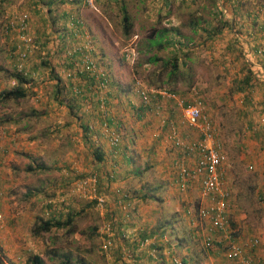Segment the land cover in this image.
Instances as JSON below:
<instances>
[{
  "label": "rangeland",
  "instance_id": "obj_1",
  "mask_svg": "<svg viewBox=\"0 0 264 264\" xmlns=\"http://www.w3.org/2000/svg\"><path fill=\"white\" fill-rule=\"evenodd\" d=\"M23 1L25 0L0 1V93L16 85L15 79H13L10 74L13 71H27L23 63H27L35 53L33 51H28L24 59L18 60L17 43L20 39L16 30H11L12 34H9L6 26V24H8V19L11 20L12 16L14 19L19 15L17 9L23 4ZM97 1L99 0H96L94 9L88 8L83 4L89 9L87 10L89 12L88 15H90L88 19L92 22L94 19L97 21V25L104 27L110 26L113 29L115 27L121 32L122 13L119 7L123 6L126 13H128L127 15L132 19L141 17L134 15V7L139 8L141 12L144 10L154 12V9H161L158 1L154 0H100L101 3H97ZM178 2L179 1L176 0V3ZM202 3L206 5L208 1H202ZM241 3H238L236 6L244 10L245 2ZM173 4L175 5V2ZM176 6H179V3L176 4ZM12 10L14 11L11 15L10 13H12ZM217 10L221 16H225L227 7L222 0H218ZM254 11L261 14L259 10H256V7ZM21 12L24 11H20V13ZM25 13L29 15L27 11H25ZM35 16L37 18L41 17V15L38 14ZM32 29L33 27H31L29 34L35 35L32 33ZM44 36H49L50 39H46H49V43H51L53 47H57L55 45H60V43L63 42V39L61 40V37H57V33L55 34L52 29L50 31L48 29V31L44 33ZM125 37L127 36H124L122 38L123 40L118 44L119 52L121 47L128 43V38ZM137 39L138 38L135 40V48L137 51L136 59L139 66L133 68L131 67L132 65H127L128 67L126 66V68L124 64H120L118 57H116L117 66L121 72L125 73L129 68L131 72L133 69H136L134 75L141 79L143 78L148 83L156 84L157 79L155 75L159 71V66L157 63L153 64L147 62L146 59L151 53H144L146 47H143V49L142 47L141 49L138 48ZM13 42H17L15 46H13ZM234 45H236L237 48H235V46L233 47L237 49V51H241L238 52V57L240 59V61H238V68L240 70L239 75H245V49L242 51L240 49L243 47L242 45H239L240 48H238L236 43ZM222 47H224V45L220 46L219 49ZM47 49L48 48L45 47L39 49L38 52L41 53L36 56L39 62L47 61ZM118 49H116V54L118 53ZM223 49L227 50V47L225 46ZM190 51L197 57L195 58L196 62L192 63L191 60L190 62H186V64H182L177 58L176 65L177 69L188 72L191 77H186V79L180 78L179 81L175 80L176 92L174 94L178 99H182L184 102H191L195 99L201 100L202 114L209 122V114H212L216 121L218 120L219 113L223 110V104L217 102L219 97L217 95L220 91L227 94V97H225V107L229 108L230 112L225 113V119L230 127L215 128L213 133L221 146V153L223 156L222 167L227 168L229 171L225 176L228 182V188H231L230 211L234 214L242 213V211L246 213L245 218L242 219L244 220L242 226L237 227V224L232 225L240 238L247 239L253 236L258 239V244L254 249V255L264 262V206L256 203L255 197L253 198L251 194L252 187L260 183V177L256 173L251 172V169L245 164L244 119L240 117V115L238 117L237 112H234L236 109L235 103L238 100V97L235 96V88H241L238 86L242 85V80L237 82L233 80L234 78L230 79L228 84L229 88H226L223 79L226 77L231 78L232 70L229 69L225 74L222 72L220 73V70L223 71L221 68L217 67L220 63L216 67L207 64V52L204 53L202 50V55L198 56L200 49H192ZM256 51L258 52L254 54L256 56L262 53L260 48H257ZM173 53L174 51L171 52V56ZM189 54L190 53H188V55ZM176 55L175 53V56ZM254 58L256 57L254 56ZM16 63H18L19 66L16 65ZM221 64L219 66H222ZM47 66L48 65L42 67L46 68ZM108 66L109 65L106 64L105 68ZM113 66H116V64H113ZM195 73L199 74L197 81L199 83L193 86L196 78ZM34 76L35 75L29 79L27 78L28 82L23 85V87H26L25 96L17 99L11 98L5 101L0 100V147L4 149L0 171L1 176H5V182L7 184V192H3L7 199L5 201L6 213L5 215L3 213L2 224L4 223L5 226H8L16 223V228L21 232L22 239L20 240V244L22 248H19L20 261H18V264H26V257L33 254L40 255L43 264H79L78 262L81 260L83 264L116 263L117 260L115 261L113 257L105 255L101 249L102 234L100 233V229L104 222H108L106 220L104 221L103 209L99 210V208H96L95 201L92 200L87 193L84 194L81 191L77 192L73 190V184L76 180L81 178V176L73 170H68L70 172L66 170L68 167V159H66L65 151L69 150V155L72 153L79 155L78 145H81L82 142H75L73 145L70 143L68 144V135L60 133V136H58V134H54L53 130H51L53 121L55 120V110L52 111L54 106L51 107V105L54 103L53 93H56V88L52 86L53 84L48 82V79L40 77L34 79ZM113 79L114 80L109 79L108 84L115 86L117 83L114 77ZM120 80V88L123 85H126L128 88L131 84V76L129 74L127 75V73L126 75L124 74V77ZM59 82L60 84L63 83L62 81ZM235 85L237 87H235ZM68 95V98H74L75 101L73 102L75 103L79 99V96H74L72 93H68ZM130 97V100L133 99L132 97L137 98L135 94L133 96L130 95ZM80 101L83 106L80 107L79 112L87 108L84 106V101ZM131 103L133 104V102ZM119 104H121L120 101ZM169 107L168 109L174 112L173 117L175 119L174 126L169 127L168 125L169 128L167 129L169 136H173L169 138L172 145L173 139L176 136L186 140L185 133L192 136L195 133L193 130H195L196 133L199 134L196 128L187 127L181 121L180 110L177 105L172 103ZM84 113L87 118V112L84 111ZM77 117L79 118V116ZM182 130L185 131V133L182 134ZM93 132L94 135H91L89 138L90 141H96V134H98V132L96 133L94 130ZM82 145L83 147L86 146V144ZM95 147V145L88 146V149H90L88 153L90 158H88L87 161L85 160L87 162L86 165L89 163L90 165L93 164L94 157L91 154V149ZM173 148L178 150L174 145ZM170 151H172V147ZM5 157H8L6 164ZM81 158H85L84 154H82ZM77 163L80 166L84 164L83 160L80 161L79 158ZM149 163V159L143 163L145 167L141 171L139 178H137L140 179L138 183L133 182L130 185H127L126 182L124 183L125 185L122 187V191L125 197L133 196V193H136V188H140V193H145L147 195V203L143 201L142 203L148 206L150 211L153 212V214H151V231H161L165 233L169 243L174 247H172L174 255L180 258L184 257L186 259V264H213V261L216 259L221 261L220 257L216 258L215 256H211L210 253L201 246L200 242L193 234L192 225L189 224L188 217L184 213L186 208H192L197 204L198 189L196 183H193L184 192H179L176 189L175 191L174 187L170 186L168 181L167 172H169L170 169L168 170L165 168V170H163L157 168L158 165L156 166V163ZM82 167L85 168L84 165ZM29 168L31 170H29ZM69 201L76 202V204L79 205L78 210L71 207L69 208L66 203ZM3 204L4 202L2 203V207ZM3 209L2 212H4ZM69 212L72 217V225H74L75 228L74 233H78V236L75 238H71V235L65 232L66 227L56 228L57 230L51 228L48 233L39 236L31 235L30 228L33 222L37 221V217L57 218L60 215L64 220L65 213ZM127 224L129 223L125 225ZM245 224L247 226H245ZM131 225L135 226L136 224L131 223ZM260 229L262 230L261 232H259ZM82 234H84L83 239ZM121 239L122 238H120L119 241H122ZM178 242L181 243V246L177 248L174 245ZM114 245L117 244L114 243ZM82 246L84 247L83 256H81ZM124 249L126 248L124 247ZM3 250L4 244L1 243L0 239V264H10V257L5 254L9 253V251L6 249L3 252ZM129 251H131V249ZM123 259L128 262L131 258ZM121 260L120 258L119 261ZM120 263H122V261Z\"/></svg>",
  "mask_w": 264,
  "mask_h": 264
},
{
  "label": "crops",
  "instance_id": "obj_2",
  "mask_svg": "<svg viewBox=\"0 0 264 264\" xmlns=\"http://www.w3.org/2000/svg\"><path fill=\"white\" fill-rule=\"evenodd\" d=\"M154 1H158L161 9H154V12H150L149 10L141 12L139 8L134 7V15L141 16L142 18L132 19L128 15L131 23V30L130 34L125 38L136 35L138 38V48L141 49L142 47L143 49V47H146L144 53H151L152 56L154 55L162 59L170 57L171 52L174 51L176 47L177 50L181 48L182 51H187L186 49H188V53L190 54L188 55L187 53V56L182 55V53L185 52L180 53V51H176L179 61L183 64L191 60L192 63L196 62L195 58L197 57H195V54H192L190 50L200 49L198 56L202 55L201 52L203 50L204 53L207 52L208 54V60L206 61L208 65L216 67L219 63H222V66H219V64L217 67L221 68L223 71L220 70V73L222 72L224 74L229 71V69L232 70V77L223 79L226 88H229L228 84L230 79L234 78L233 80L237 82L239 80H245V84L243 83V85L238 86L242 89L235 88V96L238 97V100L235 103L236 109L234 112H237L238 117L240 115V117L244 119L245 164L248 165L251 172L256 173L260 177V183L252 187L251 194L253 198L255 197L256 203L264 206V0H223L227 7L225 16H221L217 10L218 0H178L179 6H176V4H178L176 0ZM202 1H208V4L205 5ZM237 1L238 3L245 2L244 10L234 7ZM30 2L34 3L35 0L23 1V4L18 7L17 11H19V13L20 11H27L29 13L28 19L30 27H33L32 33L36 34L38 37L43 35L48 29L49 31L52 29L55 34L65 31L64 33H68L70 35L68 37L72 38V32H66L69 30L67 20L70 13L78 16L82 21L84 29L87 30L92 39L96 63L106 71L110 80H114V77L117 83L115 86L109 85L106 102L109 104L111 112L115 115L117 124L120 125L121 138L117 146H110L107 140L99 133L100 123L102 121L100 116L94 113V111L91 112V110L96 108V103L93 102L92 107L89 109L90 111L86 113L87 116H91L97 127H99L96 141H90L88 139L90 136H88V138L86 137L82 126L85 121L91 122V119L85 117L83 110L79 112L80 107L83 106L82 103L80 102V105L76 104L68 98L67 95L69 92L67 88L60 89V85L56 81L57 79H64L62 72L60 73V71H57L58 63L62 59L59 46H62L63 42L60 43V45H55L57 47H53L52 44L49 43V36H47L49 39L43 46V41L41 40L43 38L42 36L39 38L40 40L35 43L36 49L30 50L35 52L33 56H30L31 58L27 63H23L27 71L22 72L25 73L28 79L33 77V75L36 76H34V79L38 77L45 78L56 88V93H53V102L56 104L52 103L51 105V107L54 106L53 110H51H55V120L53 121L51 130H53L54 134H58V136H60V133L68 135V144L70 143L73 145L75 142H82L81 145L77 144L79 155L73 153L69 155L70 151H65L66 159H68V162L66 161L68 164L66 168L67 172H70L68 170H73L80 175H85L88 171L93 169L98 172L100 192L104 194L106 199L104 207L102 208L104 221H111L113 225H119L121 228L120 233L115 232L114 229L113 244H117L113 246L114 250L116 248L117 250L121 248L122 251L125 247L126 249H131L129 252L133 256V258L127 262L121 257L122 253L117 254L118 251H116L118 258L116 259V256L113 257L115 261L117 260L116 263L113 264H157L161 259L164 260L165 264H170L169 256L174 253L171 252V250L165 249L171 245L166 234L161 231H154V233L149 236H142V232L151 231V214H153L150 208L142 203V201L147 203V200L145 201L142 199L145 193H140V188H136V193L126 198L122 191V187H124L125 182L127 185H130L133 182L138 183L140 181V179L137 178H139L141 171L145 167L143 163L149 159V164L156 163L155 165H158L157 168L163 170H165V168L168 170L170 169V171L167 172L169 185L174 187V190H178L174 183L176 162L190 163L194 160V154L193 157H190L180 149L175 150L172 142L169 140V138L173 136H169L167 133V129L173 127L175 123L173 117L174 112L168 108H170L169 106H171L172 103L176 105L178 98L175 94H173V98H163L156 95L155 98L151 100L150 105H153L154 102H158L161 106L159 113H155V111L151 109H145L139 102L138 97H132L133 99L130 100V95H134L131 91V84L128 88L126 85L120 88L119 83L121 82L120 79L124 77V74H129L131 79L133 74L130 68L128 69L129 71L125 70L126 73L121 72L116 63V57H118L120 64L122 63L125 67L127 66V64L123 62L118 49V44L124 37L122 35L123 33L118 31L115 27L114 29L110 26L104 27L97 25V21L94 19L93 22L89 20L88 16L90 15H88L89 12L87 11L89 9H87L82 2L78 1L63 3L61 5H52L50 6L51 10L49 12H47L46 7L40 3H36V5L33 6L30 5ZM98 2H100V0L97 1V3ZM174 2L175 5L173 4ZM255 7L261 14L254 11ZM13 11L14 10L10 13L11 15ZM36 14L41 15V17L37 18L35 16ZM8 33L12 34L11 31H8ZM16 43L13 42V46H15ZM235 43L238 48H240L239 45L243 46L240 48L242 51L245 49V75H239L240 70L238 68V61H240V59L238 57V52L241 51L235 49L237 48L236 45H234ZM223 45L227 47V50H224V47L221 48L222 50L219 49L220 46ZM233 46H235V48ZM44 47L48 48L46 50L47 61H45V65H48L46 68H43L38 58H36V56L41 53L38 52L39 49H43ZM257 48H260L262 53L256 56L254 54L258 53L256 51ZM116 49H118L119 54H116ZM254 56L256 58H254ZM106 64L109 65L107 68H105ZM113 64H116V66H113ZM58 74L59 77L60 74L62 77L58 78ZM195 77V84H193V86L199 83L197 82L199 74L195 73ZM235 87L237 86L235 85ZM217 96H219L217 102L223 104V110L219 113L218 120L216 121L213 118L214 116L209 114L213 131L215 128L230 127L225 119V113L230 112V109L225 107V97H227V94L220 91ZM119 101L121 104H119ZM131 102H133V104ZM95 115L98 118H96ZM77 116H79V118ZM104 119L107 120V117ZM193 131L195 133L191 136L187 135V133L182 130V134H186L187 141H194L200 137L195 130ZM82 144H86V146L84 145L85 147H83ZM89 145H95V148L102 157L101 161L96 162L93 160L92 165H90V163L86 165L87 159L90 158L88 154L90 151V149H88ZM171 147L172 151H170ZM82 154H84L85 158H81ZM78 158L80 161L83 160L85 168L82 167L83 165H78ZM7 160L8 157H5V164ZM221 172L226 186L229 187L225 176L226 173L229 172L228 169L222 167ZM0 183L3 192L6 193L7 184L4 175L1 176ZM6 199L7 197L4 196L2 201V203L4 202L2 207V209L4 208V215L6 213ZM120 201L126 206L124 210L121 209L119 204ZM66 203L69 208L71 207L78 210L79 205H77L76 202L69 201ZM124 215L127 216V222L123 219ZM245 216V211L238 214L231 213L230 211L232 224H237V227L243 225L244 220L242 219L245 218ZM126 223L129 224L125 225ZM131 223H135L136 225L132 226ZM245 226L247 225L245 224ZM261 231L260 229L259 232ZM124 232L128 233L127 237H125ZM69 235H71V238H75L78 236V233L72 232ZM140 235L146 238L155 237L158 242L153 245H159L162 247V251L151 248L152 245L142 250H135L136 240L142 238ZM83 237L84 234H82V239ZM120 238H122V241H119ZM0 239L1 243L4 244V250L8 249L9 251V253L5 254L10 257V264H18V261H20L19 248H22L20 244L22 237L21 232L16 228V223L8 226H5L3 223L0 226ZM83 254L84 247L82 246L81 256H83ZM148 257H151V259L149 260ZM120 258L122 259V263L119 261ZM221 260L223 259L221 258ZM78 263L82 264V260Z\"/></svg>",
  "mask_w": 264,
  "mask_h": 264
},
{
  "label": "built area",
  "instance_id": "obj_3",
  "mask_svg": "<svg viewBox=\"0 0 264 264\" xmlns=\"http://www.w3.org/2000/svg\"><path fill=\"white\" fill-rule=\"evenodd\" d=\"M83 4L94 9L96 0H82ZM8 26L11 30H16L20 41L17 43V59H24L26 52L30 51L32 45V36L29 34L30 28L28 15L25 12L19 13L14 19L12 18ZM79 36V35H78ZM83 37L84 44L76 42L71 48H68L65 54H62L63 61L68 54L79 50L80 63L74 60L68 67L62 71L64 81L67 82V89L74 96H82L87 113L96 103V108L91 110L97 115L103 117L100 123V134L107 140L110 146H117L120 142V125L117 124L115 115L111 112L109 104L106 102L108 93V77L106 71L96 63L88 54H82V50H89L90 43L88 34L82 31L80 37ZM137 36L132 35L128 38V43L124 44L120 50V56L124 63L133 66L136 58V40ZM82 40V39H81ZM66 59V63H67ZM70 63V62H69ZM18 65V63H16ZM64 65V64H63ZM19 66V65H18ZM19 70V69H18ZM134 76L132 93L135 94L139 102L145 109H151L155 113L160 112V104L151 100L156 95L163 98H173V93L164 90L153 89L146 86L142 79ZM132 76V77H133ZM150 105V106H149ZM180 109L182 122L187 127L196 128L199 132V138L194 141H187L183 138L174 137V147L182 150L186 155L193 157L190 163L176 162L175 186L179 192L186 191L193 183H196L198 189V201L194 207L184 210L188 217L189 224L192 225L194 236L198 239L201 246L207 250L211 256L222 258L223 260H214L213 264H264L254 255V249L258 244L256 237L247 239L240 238L230 219V189L225 185L222 175V153L221 146L215 138L211 122L202 114V102L195 99L191 102H184L182 99L176 101ZM90 106V107H89ZM107 117V120L104 119ZM89 131L93 132V126L89 123ZM94 135V132L91 134ZM91 137V136H90ZM4 149L0 147V167ZM1 182V171H0ZM97 174L95 171H88L84 177L79 178L73 184V190L87 193L95 201L96 208L101 210L106 202L103 193H98ZM83 195V194H82ZM4 193L0 183V226L3 222L2 201ZM121 209H125V204L119 202ZM102 234L101 249L105 255L110 257V248L114 246L113 236L114 229L110 222H104L101 226ZM125 237H127V232ZM156 243L155 237H148L136 241L135 250H142L145 247ZM154 249V247H151ZM122 258L128 259L131 253L128 249H122ZM109 252V253H108ZM168 253V251H167ZM170 264H184L182 259L174 254L169 256Z\"/></svg>",
  "mask_w": 264,
  "mask_h": 264
},
{
  "label": "trees",
  "instance_id": "obj_4",
  "mask_svg": "<svg viewBox=\"0 0 264 264\" xmlns=\"http://www.w3.org/2000/svg\"><path fill=\"white\" fill-rule=\"evenodd\" d=\"M0 1H8V0H0ZM78 1H80V2H82V4H83V1L82 0H35V2L34 3H32V2H30V5H33V6H35L36 5V3L38 4V3H40L41 5H43V6H45L46 7V10H47V12H49L50 10H51V8H50V6H52V5H61V4H63V3H73V2H78ZM223 1V0H222ZM224 2V1H223ZM231 2V1H230ZM1 4V3H0ZM235 4L236 5H238V1L237 2H235ZM234 6V7H237V6ZM122 6V5H121ZM120 11H121V13H122V33H123V36H128L129 34H130V30H131V23H130V21H129V16L127 15V13H126V11L124 10V7L122 6V7H120ZM25 12V11H24ZM29 16V15H28ZM9 19L7 20V23H9ZM28 23H30L29 22V19H28ZM67 23H68V27H69V30L68 31H66V32H72V38H70V37H68V36H70L68 33H64L65 31H63V32H59L58 34H57V37H61L60 39L63 41V43H62V46H59V49H60V54H65L66 53V51H67V49L68 48H71L72 46H74V45H72V44H74V43H76V42H79L81 45L82 44H84V39H83V37L81 36L80 37V34L82 33V31L83 30H85L84 29V27H83V25H82V21H81V19H79V17L78 16H76V15H74L73 13H70V15H69V17H68V20H67ZM6 26H7V28H8V31L10 32L11 31V29H9V27H8V24H6ZM30 29H31V27H29ZM167 30V29H166ZM86 32H87V30H85ZM159 33H160V31H159ZM87 34H88V40H89V43H90V49L89 50H82V54H84V53H86V54H88L92 59H94L95 61H96V59H95V57H94V49H93V43H92V39H91V37L89 36V33L87 32ZM79 35V36H78ZM32 36V47H31V50L32 49H36L35 48V43L36 42H38L40 39L39 38H41L42 36H43V38L45 37L44 36V34L43 35H40V37H38V36H36V34L35 35H31ZM131 36H129L128 38H130ZM41 39L42 41H43V46L45 45V43H46V38H44V39ZM82 39V40H81ZM70 40V41H69ZM158 48H160V47H158ZM159 50V49H158ZM187 51H182V49L181 48H178V50H177V47L174 49V52L176 53V51H180V53L181 52H185V53H182V55H184V56H187V53H188V49H186ZM175 53H173V55L172 56H170V57H167L166 59H162V58H158V57H156V56H149L146 60H147V62H151V63H153V64H158V68H159V71L156 73V79H157V83L156 84H153V83H148V82H146L143 78H142V81H143V83L146 85V86H148V87H151V88H153V89H160V90H164V91H166V92H168V93H175L176 92V88H175V80H180V78L181 79H186V77L187 78H190L191 77V75L188 73V72H185L184 70H182V69H177V62H176V60H177V58H178V56L176 55L175 56ZM80 54H81V52L79 51V50H74V52H72L71 54H68L67 55V58L66 59H68L67 60V63H66V59L63 61V56H61V61L58 63V66H57V71H60V73L61 72H63L62 70L67 66H69L74 60H76V61H78L79 63H80V61H81V59L79 58V56H80ZM70 62V63H69ZM42 66L43 65H45V61H41V62H39ZM64 64V65H63ZM183 64V63H182ZM136 66H139V63H138V61H137V59H136V61H135V63H134V65L133 66H131V67H133V68H135ZM136 69H133L132 70V72H133V75H134V73L136 72L135 71ZM106 75H107V73H106ZM132 75V76H133ZM10 76L13 78V79H15V81H16V85H14V86H12L11 88H9V89H7V90H4V91H2L1 93H0V100L1 101H5V100H9V99H11V98H13V99H17V98H20V97H23V96H25V94H26V87H23V85L25 84V83H27L28 82V79H27V77L25 76V73L24 72H22L21 70H19V71H13L11 74H10ZM58 78H60V77H62V75L60 74V77H59V74H58V76H57ZM107 77H108V75H107ZM134 78V76L132 77V79H131V83H133V79ZM62 79V78H61ZM61 79H57L56 81H57V83L60 85L59 87H60V89H64V88H67V82H65L64 81V79L63 80H61ZM63 81V83H61L60 84V82L59 81ZM108 81H109V78H108ZM152 82V81H151ZM243 83L245 84V80L244 81H242V85H243ZM62 87V88H61ZM131 90H132V85H131ZM69 92V91H68ZM70 93V92H69ZM82 96H79V99L81 100L82 98H81ZM72 101H75L74 100V98H70ZM78 99V101L76 102V104H80V100ZM75 103V102H74ZM144 108H146V107H144ZM83 111H85V112H87L86 110H83ZM96 116V115H95ZM98 116H100V118H101V120H103V117L101 116V114L100 115H98ZM87 118H89V119H91V122L89 121V122H87V121H85L84 123H83V126H82V128H84V133L86 134V137L88 138V136H91V134L93 133V132H91V131H89V123H91L92 124V126H93V130L97 133L98 132V129H99V127H97V125L95 124V122L93 121V119L91 118V116H88ZM96 118H98L97 116H96ZM25 124V123H24ZM95 128V129H94ZM97 135V134H96ZM89 139V138H88ZM91 154L93 155V157H94V161H96V162H98V161H101L102 160V157H101V154L98 152V150L96 149V148H92L91 149ZM34 169V168H33ZM32 169V170H33ZM29 170H31L30 168H29ZM93 171H95L96 172V174H97V184H96V187H97V192L98 193H102V192H100V188H99V183H98V181H99V176H98V172H97V170H93ZM81 177L82 176H84V175H80ZM142 199L143 200H147L148 199V197H147V195L145 194L143 197H142ZM124 216H126V215H124ZM123 216V219L126 221L127 220V216L126 217H124ZM62 217V216H61ZM60 217V215L56 218V217H48V218H42V217H37L36 218V220L37 221H34L33 222V224H32V226H31V228H30V233H31V235H33V236H39V235H42V234H44V233H47V232H49L50 231V229L51 228H65V232L67 233V234H70V233H72V232H74L75 231V228H74V225H72V220H71V214H70V212L69 213H65V218H64V220L62 219ZM107 221V220H106ZM108 222H110L111 223V221H108ZM111 226L113 227V229H115V232H118V233H120V226L118 225H113L112 223H111ZM190 232V231H189ZM152 233H154V231H150V232H142V236H149L150 234H152ZM190 235H191V233H190ZM141 235H140V237H142ZM143 238H146V237H142V238H140V239H143ZM137 241V240H136ZM158 241H156V243H157ZM170 245V244H169ZM175 247H180L181 246V243H176L175 245H174ZM151 247H154L155 248V250H158V251H162L161 249H162V247H160L159 245H152ZM173 245H170V246H168V247H166L165 249H168V250H172L173 248ZM119 250H120V252H119ZM119 250H117V248L114 250V247L113 246H111V248H110V250H109V254H110V256H112V257H115L116 259L118 258V256H117V254H123V250L121 251V248L119 249ZM116 251H118V253L116 254ZM171 252H173V250L171 251ZM174 253V252H173ZM121 254V255H122ZM129 258H133V256L131 255ZM148 259L150 260L151 259V257H148ZM181 259H182V261H183V263L184 264H186V259L184 258V257H181ZM25 263L26 264H43V261H42V259H41V257H40V255H38V254H33V255H28L27 257H26V259H25ZM82 264H83V261H82ZM157 264H165L164 263V260H160Z\"/></svg>",
  "mask_w": 264,
  "mask_h": 264
}]
</instances>
